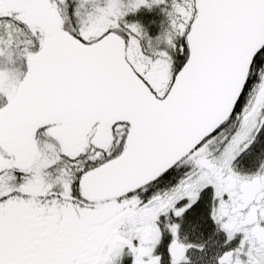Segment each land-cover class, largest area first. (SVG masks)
<instances>
[{"label":"snow or ice","instance_id":"1","mask_svg":"<svg viewBox=\"0 0 264 264\" xmlns=\"http://www.w3.org/2000/svg\"><path fill=\"white\" fill-rule=\"evenodd\" d=\"M0 264H264V0H0Z\"/></svg>","mask_w":264,"mask_h":264}]
</instances>
